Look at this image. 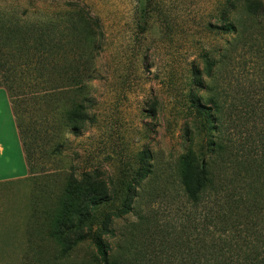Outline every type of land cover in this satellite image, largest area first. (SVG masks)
Here are the masks:
<instances>
[{
    "label": "rangeland",
    "instance_id": "rangeland-1",
    "mask_svg": "<svg viewBox=\"0 0 264 264\" xmlns=\"http://www.w3.org/2000/svg\"><path fill=\"white\" fill-rule=\"evenodd\" d=\"M69 2L99 19L102 44L83 93L89 120L75 132L57 109L41 122L26 177L14 129L0 127V264H95L90 242L60 258L46 216L68 177L95 172L133 201L104 236L113 258L168 264V217L189 208L179 158L203 153L217 178L227 160L264 164V0H0V11L24 20L27 9ZM21 86L31 95L19 98L23 107L32 100L37 117L47 114L31 93H44L40 80Z\"/></svg>",
    "mask_w": 264,
    "mask_h": 264
},
{
    "label": "trees",
    "instance_id": "trees-1",
    "mask_svg": "<svg viewBox=\"0 0 264 264\" xmlns=\"http://www.w3.org/2000/svg\"><path fill=\"white\" fill-rule=\"evenodd\" d=\"M234 1L240 0L227 3ZM30 10L23 11L24 20L16 9L0 11V87L9 93L29 174L34 175L41 122L57 109L75 132L89 120L83 93L94 79L102 42L99 19L80 4ZM39 80L44 93L33 91L32 97L50 106L37 117L41 109H35V102L29 99L30 106L23 107L26 99L19 100L31 95L17 90L23 82ZM214 146L210 143L212 153ZM249 164L227 160L226 176L217 178L203 153L189 149L179 158L178 184L189 208L168 217V264H264V164L258 163L256 170ZM64 184L46 213L47 235L60 258L90 242L95 264H152L139 255L115 260L104 239L113 234L114 221L130 211L133 201L127 195L111 194L97 172L80 180L70 176Z\"/></svg>",
    "mask_w": 264,
    "mask_h": 264
},
{
    "label": "crops",
    "instance_id": "crops-1",
    "mask_svg": "<svg viewBox=\"0 0 264 264\" xmlns=\"http://www.w3.org/2000/svg\"><path fill=\"white\" fill-rule=\"evenodd\" d=\"M6 125L10 128V133H12V136H13V131L11 132V129H14L18 146L20 148V151L23 153V158H24L22 177H26L29 174V169L22 148V142L16 124L12 103L8 91L4 87H0V127H4Z\"/></svg>",
    "mask_w": 264,
    "mask_h": 264
}]
</instances>
